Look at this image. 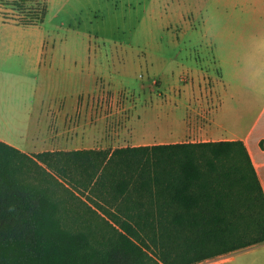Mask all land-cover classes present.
<instances>
[{"label": "rangeland", "instance_id": "374dc122", "mask_svg": "<svg viewBox=\"0 0 264 264\" xmlns=\"http://www.w3.org/2000/svg\"><path fill=\"white\" fill-rule=\"evenodd\" d=\"M17 1L0 0L4 96L22 90L28 100L76 94L82 101L97 100L100 115L85 120L81 142L73 145L78 149L115 150L199 141L212 131L233 137L264 130V0H101L96 18L79 19L74 27L57 23L58 0L28 1V8L47 2L45 22L16 24L22 15ZM130 5L133 18L124 24ZM43 40L54 52L53 63L28 68L19 52L39 49ZM94 74L96 80L87 82L85 77ZM44 78L46 85L36 95L32 87L9 86ZM66 187L72 188L60 185L58 195L85 216L82 223L69 218L67 227L107 232L104 214L92 200L79 195V202ZM263 250H238L199 264H241L240 257L262 256Z\"/></svg>", "mask_w": 264, "mask_h": 264}, {"label": "trees", "instance_id": "16d2710c", "mask_svg": "<svg viewBox=\"0 0 264 264\" xmlns=\"http://www.w3.org/2000/svg\"><path fill=\"white\" fill-rule=\"evenodd\" d=\"M28 1L15 23H44L47 2ZM64 183L107 232L67 227L85 216ZM263 242L264 189L242 140L29 154L0 139V264H199Z\"/></svg>", "mask_w": 264, "mask_h": 264}, {"label": "crops", "instance_id": "0c3cea01", "mask_svg": "<svg viewBox=\"0 0 264 264\" xmlns=\"http://www.w3.org/2000/svg\"><path fill=\"white\" fill-rule=\"evenodd\" d=\"M47 1V0H46ZM59 10L55 17L57 23L74 27L79 19L92 21L96 18L95 12L101 5V0H58ZM130 3V0H127ZM108 7V5H107ZM108 9V8H107ZM117 9L115 8V11ZM114 11V12H115ZM84 13L88 18L83 17ZM132 6L130 12L125 16V21L132 20ZM5 18H2L4 24ZM71 23V24H67ZM11 24V23H8ZM46 40V39H45ZM39 49H23L19 54L25 56L28 68L35 63L52 61L53 50L47 48V43L43 40ZM49 75V74H47ZM46 76V75H45ZM86 76V75H85ZM98 74L87 75V82L95 81ZM29 78V74H26ZM49 77L52 79V74ZM47 80L44 78L33 82L25 80L23 83H10L11 88H34L35 94L38 87H44ZM5 81L0 79V139L17 147L23 152H45V151H72L83 150L77 146L81 141L79 135L84 134L85 120L93 122L100 115L101 108L97 107L98 101L94 98H85L83 101L76 94L72 97H46L39 96L33 100L24 98L25 92L18 94L15 90L12 98L4 96ZM92 120V121H91ZM214 120L212 124H214ZM206 135V134H205ZM206 138L199 141H219V140H242L246 144L251 155L254 167L264 189V130L257 134L245 136L220 137L212 131ZM70 146V147H67ZM32 154V153H29ZM37 154V153H36ZM259 248H264V242L241 249L240 252H257ZM264 253V250H263ZM241 264H264V255L240 257Z\"/></svg>", "mask_w": 264, "mask_h": 264}]
</instances>
